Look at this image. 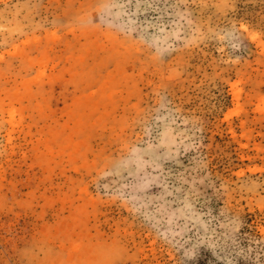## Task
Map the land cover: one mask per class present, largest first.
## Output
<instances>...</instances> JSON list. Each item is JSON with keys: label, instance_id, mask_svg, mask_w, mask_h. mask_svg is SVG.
Returning a JSON list of instances; mask_svg holds the SVG:
<instances>
[{"label": "rangeland", "instance_id": "rangeland-1", "mask_svg": "<svg viewBox=\"0 0 264 264\" xmlns=\"http://www.w3.org/2000/svg\"><path fill=\"white\" fill-rule=\"evenodd\" d=\"M0 264H264V0H0Z\"/></svg>", "mask_w": 264, "mask_h": 264}]
</instances>
